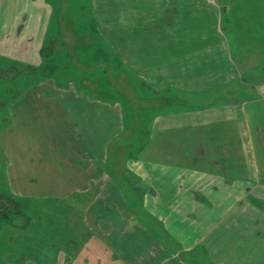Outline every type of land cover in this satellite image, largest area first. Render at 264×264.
Instances as JSON below:
<instances>
[{"label": "crops", "instance_id": "crops-1", "mask_svg": "<svg viewBox=\"0 0 264 264\" xmlns=\"http://www.w3.org/2000/svg\"><path fill=\"white\" fill-rule=\"evenodd\" d=\"M64 1L0 0V79L31 81L9 107L13 124L3 154L9 159L6 189L29 206L6 221L4 204L23 206L0 189V264H102L110 251L123 257L129 248L150 253L160 247V230L183 250L205 248L215 262L231 246L232 257L217 261L264 264V153L257 151L264 143V78L255 93L244 91L240 81L264 65V50L241 64L235 59L228 36L233 0L155 28V103L156 96L168 103L179 97L191 107L185 101L156 113L144 144L123 153L110 149L128 132L123 110L80 101L73 85L38 76L45 59L60 54L86 65L84 80L93 94L112 84L110 63L89 58L95 41L80 38ZM90 1L94 10L111 6V0ZM201 1L175 0L170 10H193ZM167 4L156 0L155 10ZM18 68L23 79L12 73ZM231 81L247 99L218 102L223 94L217 91ZM161 254H170L165 245ZM172 259L158 264H179Z\"/></svg>", "mask_w": 264, "mask_h": 264}, {"label": "rangeland", "instance_id": "rangeland-1", "mask_svg": "<svg viewBox=\"0 0 264 264\" xmlns=\"http://www.w3.org/2000/svg\"><path fill=\"white\" fill-rule=\"evenodd\" d=\"M65 1L66 4L68 3L67 10H70L69 14L71 15L69 17H71V22L79 27L80 38L82 40L90 39L95 41L94 53L89 58L95 62L105 61L106 63H110L112 68V84H109V88H106L105 91L103 88L97 86L94 95L92 85L87 84L84 80V76H87L84 71V66L86 65H81L82 68H80L77 63L70 61V57L66 55L60 56V54L49 57L47 60L45 59V63L38 76H43V79L49 78L58 82L62 81L65 88L73 85V89L78 94L77 96L80 101L82 99L94 102L101 101L106 103V105H112V108H115V105H117L123 110L124 126L126 127V132H128L127 134H122L123 138L119 142L113 141L110 149L113 152H116L118 148V151L121 153L125 150L134 152L144 144L149 136L151 120L155 117L156 113L173 109L174 106L184 105L185 101L188 102L186 106L191 107L189 100H183L179 97L174 102L168 103L165 101L167 99L163 100L165 96L161 98L160 96H156V100L158 101L155 103V88L152 84L154 82L152 73L155 72V28H167L174 21L178 22L180 18L183 19L187 14L196 13L201 8L207 7L209 10H218L217 4L219 0H203L201 1L202 6L198 2V4L191 5H196L193 10L183 11L170 10L175 0H168L169 4L163 10H155L157 6L156 0H111V6L104 7V10H94L90 0ZM233 2L234 8L232 10L234 12L230 15L233 26L228 36L234 41L235 47L233 46V51L236 54L235 59L240 63V59L246 58L247 55L255 57L256 54L258 58L261 51L264 50V0H255L253 2L251 0H233ZM250 3L253 4L252 8L249 6ZM221 6L223 13H225L226 5ZM225 27L229 26L225 24ZM258 31L261 32V35L258 34ZM107 38L111 39V41ZM120 53L124 54L128 59L125 58L123 60ZM139 60L140 64L144 65L141 69H144L142 71L145 72V76L138 71L141 70ZM91 66H94V64L91 63ZM12 73L16 74L17 78L23 79L22 69L18 68ZM263 78L264 65L240 78L241 88L246 92L255 93L254 87L258 86ZM70 82L71 84H69ZM28 83L15 79H0V189H4L2 195L5 198L8 196L12 200L16 199L15 201L23 207L28 202H25L23 198L16 197V194L13 196L14 194L8 188L6 189V177L4 173L7 170L9 159L7 158V154V156H3V154L9 151L10 144L7 135L13 124L9 107L17 99L18 91L23 94L29 88ZM239 86V83L234 81L229 82L227 87L217 91V94H223V99L216 98L217 101L228 99H232L233 101L238 99L246 100V95L242 93L238 94L237 88ZM8 87L12 88L11 93L7 92ZM120 90H125L127 95H124ZM68 101L72 102L71 99H68ZM196 101V99H192V104L205 102L202 100ZM1 145L4 149H2ZM258 145V153H264V143ZM113 158L111 156L109 161H113ZM244 162L245 160H241V166L245 164ZM125 192L130 200L134 201L136 199L128 188H126ZM3 200L4 198H0V205ZM11 202L13 203V201ZM259 204L264 205V200H259ZM193 209L195 210V208ZM195 212L197 211L192 212V215L189 214L187 217L192 218ZM8 213L11 214L13 212L8 211ZM18 214H23V212ZM159 233L161 237L159 240L157 239V242L160 244V247H155L150 253L136 254L130 252L129 248L127 257L125 255L123 257L116 254L115 251H110L105 254V260L102 264H158L159 262L161 263L163 257H165L168 263L174 262L172 258H175L179 264H230L226 262L227 260H223L220 263L217 259L219 257L221 259L232 257L233 250L231 246H226L220 255L216 256L215 262L213 260L215 256L209 255L205 248L195 247L193 250L186 251L183 250L180 243L162 236L161 230ZM127 243L129 246V241ZM162 245H165L168 251H170V254H168L170 255V259H167L169 258L168 255L161 254ZM157 256L159 261L157 260ZM243 257L244 255L240 256V258ZM75 258V256H71L70 261H73ZM90 263L96 264L92 260Z\"/></svg>", "mask_w": 264, "mask_h": 264}, {"label": "flooded vegetation", "instance_id": "flooded-vegetation-1", "mask_svg": "<svg viewBox=\"0 0 264 264\" xmlns=\"http://www.w3.org/2000/svg\"><path fill=\"white\" fill-rule=\"evenodd\" d=\"M28 206H29V203H27L24 207H22L20 209H16V208H11V207H6L5 204H4L3 207H2V209H3L2 214H5V216L4 215H0V217L4 216L6 218V221H12L13 214H9L8 211H12L13 213H17V212L18 213H20V212L26 213V209L28 208ZM27 216H29V215H26V217Z\"/></svg>", "mask_w": 264, "mask_h": 264}]
</instances>
